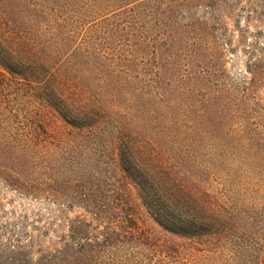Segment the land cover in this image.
Segmentation results:
<instances>
[{
  "label": "rangeland",
  "instance_id": "1",
  "mask_svg": "<svg viewBox=\"0 0 264 264\" xmlns=\"http://www.w3.org/2000/svg\"><path fill=\"white\" fill-rule=\"evenodd\" d=\"M122 5L83 22L103 16L89 26L113 29L127 57L125 112L106 133L71 128L32 86L0 76V264H259L264 0ZM117 123L138 146L157 140L168 161L240 211L236 246L178 237L148 216L119 168Z\"/></svg>",
  "mask_w": 264,
  "mask_h": 264
},
{
  "label": "trees",
  "instance_id": "2",
  "mask_svg": "<svg viewBox=\"0 0 264 264\" xmlns=\"http://www.w3.org/2000/svg\"><path fill=\"white\" fill-rule=\"evenodd\" d=\"M124 2L0 0L3 81L8 75L16 84L32 86L34 96L71 128L106 133L116 113L125 112L120 101L126 96L127 57L119 40L113 39V29L89 26L103 16L83 22L108 8L113 9L104 16L115 15ZM114 128L119 135L115 142L119 168L158 226L219 249L236 246L240 211H227L208 187L193 181L194 171L168 161L158 151L157 140L141 139L138 146L127 138L123 125ZM261 254L258 262L264 264Z\"/></svg>",
  "mask_w": 264,
  "mask_h": 264
}]
</instances>
